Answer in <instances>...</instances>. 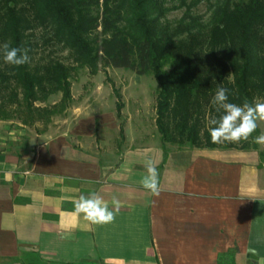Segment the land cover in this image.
Instances as JSON below:
<instances>
[{
    "label": "crops",
    "instance_id": "obj_1",
    "mask_svg": "<svg viewBox=\"0 0 264 264\" xmlns=\"http://www.w3.org/2000/svg\"><path fill=\"white\" fill-rule=\"evenodd\" d=\"M95 119L41 134L0 121V264H218L228 253L234 264H264L262 150L164 155L153 136L127 127L107 154L118 123L97 118V142ZM149 159L158 197L140 183ZM92 192L110 209L113 197L120 202L112 222L74 211Z\"/></svg>",
    "mask_w": 264,
    "mask_h": 264
},
{
    "label": "trees",
    "instance_id": "obj_2",
    "mask_svg": "<svg viewBox=\"0 0 264 264\" xmlns=\"http://www.w3.org/2000/svg\"><path fill=\"white\" fill-rule=\"evenodd\" d=\"M201 2L209 4L206 21L192 11ZM179 8L182 16L167 21ZM37 31L44 44L68 51L76 68L95 73L101 63L151 75L164 155L185 145L234 148L210 139L208 120L223 115L211 103L218 88L228 89L229 101L237 105L264 101V0H0V45L29 49L30 57L15 67L0 53L1 121L8 119L9 106L47 119L71 102L76 68L55 58L36 61L30 39ZM57 94L60 101L50 108L35 106ZM117 100L121 118L119 94ZM259 134L257 128L240 149L258 150L253 137ZM218 264H234L233 253L220 255Z\"/></svg>",
    "mask_w": 264,
    "mask_h": 264
},
{
    "label": "rangeland",
    "instance_id": "obj_3",
    "mask_svg": "<svg viewBox=\"0 0 264 264\" xmlns=\"http://www.w3.org/2000/svg\"><path fill=\"white\" fill-rule=\"evenodd\" d=\"M208 5L206 2H201L192 11L206 21L210 15ZM183 12L184 8L172 10L167 14L166 19L173 23L182 16ZM30 40L33 46L32 56L36 61L55 58L76 68L68 51L63 50L60 46L43 43L40 31L35 32ZM96 69L93 73L89 67H78L72 72L70 79L72 99L64 112L47 119H39L38 117L32 119L28 113L17 112L15 106H9L5 110L8 119L2 121L14 128L27 129L41 134L49 131L52 127L55 128V131L64 132L67 128L88 118H96L95 130L97 133L95 138L98 142L102 135L98 134L97 118H111L112 115L118 123L119 131L113 138H108L100 152L106 150L108 154L112 149L119 148L124 143L120 137V130L126 132L127 127L130 130L129 133L139 131L149 138L153 136L152 140L155 144L161 143L155 126V104L158 88L153 77L151 75L138 76L125 69L104 67L101 63L97 64ZM117 94H119V103L123 104L120 111L121 118L116 117ZM60 98V94H57L49 97L44 103H36L35 106L50 108L57 104ZM258 103H264V101ZM258 129L261 134L264 131V123H260ZM224 144L233 146L232 149H240L242 143ZM256 146H258V150H262L260 160L264 164V146L258 144ZM186 147L187 145L182 148Z\"/></svg>",
    "mask_w": 264,
    "mask_h": 264
},
{
    "label": "clouds",
    "instance_id": "obj_4",
    "mask_svg": "<svg viewBox=\"0 0 264 264\" xmlns=\"http://www.w3.org/2000/svg\"><path fill=\"white\" fill-rule=\"evenodd\" d=\"M29 49L10 47L8 43L0 45L4 62L20 67L29 63ZM168 67V66H167ZM166 67V69H167ZM211 103L217 112H223L218 119L208 120V131L211 142L214 144L240 143L248 141L249 137L257 130L260 123H264V103L250 104L245 99L242 105L229 101V91L226 88H218L212 97ZM253 143L264 145V131L253 137ZM146 175L140 183L152 196L160 195L159 172L152 160L144 163ZM113 208L110 209L103 198L96 192L87 196L81 195L74 203V211L92 224H107L115 219V214L120 211V202L113 197Z\"/></svg>",
    "mask_w": 264,
    "mask_h": 264
}]
</instances>
